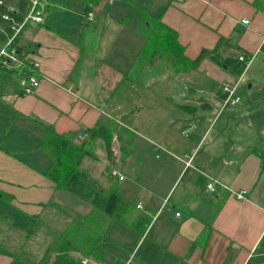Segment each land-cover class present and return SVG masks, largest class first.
<instances>
[{"label":"crops","instance_id":"obj_1","mask_svg":"<svg viewBox=\"0 0 264 264\" xmlns=\"http://www.w3.org/2000/svg\"><path fill=\"white\" fill-rule=\"evenodd\" d=\"M56 1L60 7L50 12L67 10L63 0ZM71 1L79 6L76 18L53 21L45 12L41 23L29 22L21 34L26 59L40 63L33 93L24 94L20 83L32 68L0 67V211L7 209L25 228L24 240L39 228L51 243L69 217L86 214L81 201L43 174L51 157L40 144L44 125H51L94 146L83 166L91 173L92 163H100L95 177L102 178L108 164L110 170L118 167L125 176L114 179L121 196L151 217L143 234L114 222L105 244L107 261L83 258L82 264H264V0H125L162 15L192 60L220 38L232 43L224 58H251L236 78L205 57L196 69L171 75L179 80L171 82V98L142 92L131 94V102V85L122 86L127 72L96 63L94 38L102 30L106 38L107 23L130 28L114 13L116 1L94 8L98 29L95 16L81 17L87 12L82 1ZM132 37L136 43V34ZM224 83L236 84L239 103L223 105ZM168 87L152 84L150 91ZM101 119L113 134L110 163L104 141L91 132ZM123 128L135 138L127 155L119 136L125 138ZM212 179L217 182L209 190ZM239 191L244 198L237 197ZM10 218L0 214V223ZM25 262L14 249L0 247V264Z\"/></svg>","mask_w":264,"mask_h":264},{"label":"trees","instance_id":"obj_2","mask_svg":"<svg viewBox=\"0 0 264 264\" xmlns=\"http://www.w3.org/2000/svg\"><path fill=\"white\" fill-rule=\"evenodd\" d=\"M1 1L0 49L6 45L13 33L11 23L4 20L3 14L8 12L18 24L24 21L32 5V0ZM41 1H46L44 13L60 7L56 0ZM81 1L96 7L104 0ZM9 7L13 10L9 11ZM140 7L144 21L142 33L145 37L144 48L137 57V60L142 58L141 68L160 61L170 69L171 75H180L196 69L205 57H209L220 66L226 67L236 78L244 72L246 64L239 60L238 55L231 54L226 58L222 56L223 51L232 47L230 39L220 38L214 49L202 50L192 60L185 55L177 32L162 21V15L153 17L145 7ZM26 25L27 23L13 43L21 59L29 53L28 46L20 44ZM116 131L120 133L117 128ZM122 131L126 135L125 138L119 135L122 139V153L127 155L129 148L135 146V138L129 130L123 128ZM91 132L104 141L110 163L112 131L104 119H101ZM88 144V140L79 139L76 133L59 134L53 126L44 125L40 150L51 157V163L43 174L55 183L57 190L71 194L90 209L84 215L69 217L64 230L56 233L43 256L33 264H82V259L87 257L106 262L105 244L109 240L108 231L114 222L124 224L139 234H143L151 222V217L138 213L135 205L121 196L119 184L111 175L109 164L104 169L102 178L92 176L83 166L84 159L92 154Z\"/></svg>","mask_w":264,"mask_h":264},{"label":"rangeland","instance_id":"obj_3","mask_svg":"<svg viewBox=\"0 0 264 264\" xmlns=\"http://www.w3.org/2000/svg\"><path fill=\"white\" fill-rule=\"evenodd\" d=\"M76 2H81L78 0H75ZM116 9L114 10V13H118L117 15L121 14L120 16L127 20V25L130 26L128 30L117 28V26L111 27L112 25L108 22L105 26L106 28V38L102 39V36L104 35V31L102 30L100 32V36H96L94 38V43L96 45L95 47V53H96V59H97V66H105L110 65L114 68L121 69L122 72H127L125 74V80L123 81L122 86L131 85L127 88L128 93V100L131 102L133 100V97L131 94L134 95H140L142 92L147 94H152L153 97L158 99H169L171 98V82H178V79H173L171 77V71L170 69L161 63L160 61H157L154 64H146L145 67L141 68L142 58L139 57L137 60V57L140 55L142 49L144 48V35H143V13L142 8L139 4H136L135 2H129L125 0H115ZM67 10L60 11V12H47L46 17L48 19H52L53 21H69L71 18H76V10L79 6H75L74 3L72 4V1L70 2L68 0L62 1ZM80 6L86 7L87 12H81V17H83L85 14L89 16V14H92L96 17V12L94 11L95 7H91L90 5L81 2ZM110 7V6H108ZM112 8V7H111ZM109 9V8H108ZM149 14H151L153 17L157 15H153L151 11H148ZM84 20H86V16H84ZM98 17H96V20ZM86 26V22H84ZM101 26L103 25L102 22H100ZM55 25V24H53ZM59 25V22H58ZM56 26V25H55ZM57 27V26H56ZM87 28V26H86ZM94 28H99L98 26V20L96 21V25ZM58 31H60V28H56ZM136 34L137 38L136 43L133 41L132 35ZM88 35V34H87ZM86 35V36H87ZM119 35L121 36L120 38ZM116 37V38H115ZM142 42V45H141ZM138 44V47H136ZM153 65V66H152ZM14 67V66H13ZM11 67V68H13ZM14 75V74H13ZM152 84H166L168 87L167 91H161V92H154L150 91L152 88ZM144 85V86H143ZM141 86L144 87V91ZM91 143L88 144L89 148H93L94 146ZM100 156H103L104 151L98 150L97 153ZM93 161V160H91ZM87 165V161H84V166ZM93 170L91 171L92 176H95L94 172L99 169L100 163L93 162L92 163ZM86 206V213L89 212L90 207L86 205L84 202H80L81 209ZM0 214L9 215L11 218L7 220L8 222H1L0 223V247H8L11 249H14L15 253H17L19 256L22 257L23 261H26L25 263L31 262L32 264L37 262L45 253L46 248L50 245V238L48 233H44L45 231H40L39 228H34L33 233L31 235V238L28 240H24L25 234L23 233L24 229L20 228V225L16 221V219L12 218L10 212L7 209H4L0 211ZM48 234V235H47ZM26 251V253H25ZM28 252V253H27ZM29 255L28 258L24 256ZM87 258H93V257H87ZM122 258V257H121ZM96 259V258H93Z\"/></svg>","mask_w":264,"mask_h":264},{"label":"built area","instance_id":"obj_4","mask_svg":"<svg viewBox=\"0 0 264 264\" xmlns=\"http://www.w3.org/2000/svg\"><path fill=\"white\" fill-rule=\"evenodd\" d=\"M112 1L113 0H104L100 3V6L111 4ZM2 3L3 2L0 0V5H2ZM45 5L46 1L32 0V5L28 15L26 16L23 22L18 24L14 21L13 17L8 12L3 14L2 16L4 20L9 21L11 23V30L13 31V33L8 38L6 45L0 49V67L15 66L17 68H22L26 66L32 68V72L27 76H24L20 81L24 94L33 93L35 89L39 86L41 77L38 72V69L40 67V63L36 61H30L26 59V57L21 59L19 52L17 48L13 45V43L15 37L19 34V32L22 30L26 23H41L43 21ZM11 10H13V8L9 7V11ZM88 19L90 21H93V15L89 14ZM243 22L248 23L247 20H244ZM239 60L244 61L247 66L250 63L251 58L240 54ZM222 89L225 95L223 99L224 106L235 105L240 102V98L235 95L236 84L234 86H231L229 83H224ZM112 152L114 162L118 163L120 159V150L116 139L113 140ZM111 175L114 179H117L119 181H122L125 178V176L121 173L120 169L116 166L112 168ZM216 182L217 180L212 179V181L207 185V188L209 190H213ZM236 195L239 199L244 198V194L242 191L237 192ZM84 263H86V261H84Z\"/></svg>","mask_w":264,"mask_h":264},{"label":"water","instance_id":"obj_5","mask_svg":"<svg viewBox=\"0 0 264 264\" xmlns=\"http://www.w3.org/2000/svg\"><path fill=\"white\" fill-rule=\"evenodd\" d=\"M85 133L84 132H80V135L83 136Z\"/></svg>","mask_w":264,"mask_h":264}]
</instances>
